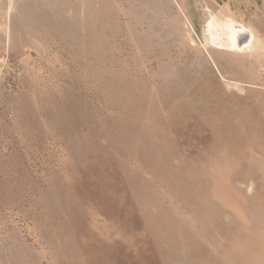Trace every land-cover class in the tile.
Here are the masks:
<instances>
[{"label": "rangeland", "instance_id": "374dc122", "mask_svg": "<svg viewBox=\"0 0 264 264\" xmlns=\"http://www.w3.org/2000/svg\"><path fill=\"white\" fill-rule=\"evenodd\" d=\"M0 264H264V0H0Z\"/></svg>", "mask_w": 264, "mask_h": 264}, {"label": "bare ground", "instance_id": "6f19581e", "mask_svg": "<svg viewBox=\"0 0 264 264\" xmlns=\"http://www.w3.org/2000/svg\"><path fill=\"white\" fill-rule=\"evenodd\" d=\"M245 30L240 31L237 34H232L231 36V41H232V50L234 51H242L243 49L245 50V47L249 44L250 42V38L249 40L247 39L245 41L243 36H240L241 34H245Z\"/></svg>", "mask_w": 264, "mask_h": 264}]
</instances>
